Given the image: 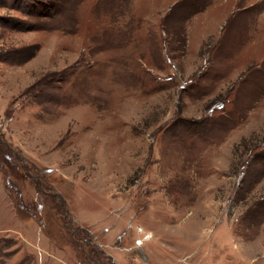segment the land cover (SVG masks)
<instances>
[{"label":"rangeland","instance_id":"1","mask_svg":"<svg viewBox=\"0 0 264 264\" xmlns=\"http://www.w3.org/2000/svg\"><path fill=\"white\" fill-rule=\"evenodd\" d=\"M0 264H264V0H0Z\"/></svg>","mask_w":264,"mask_h":264}]
</instances>
